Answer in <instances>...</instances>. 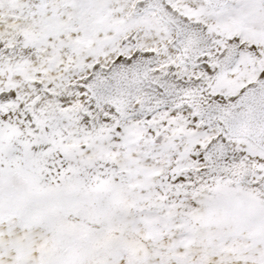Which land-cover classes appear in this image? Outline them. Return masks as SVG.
I'll list each match as a JSON object with an SVG mask.
<instances>
[{"label": "snow or ice", "instance_id": "snow-or-ice-1", "mask_svg": "<svg viewBox=\"0 0 264 264\" xmlns=\"http://www.w3.org/2000/svg\"><path fill=\"white\" fill-rule=\"evenodd\" d=\"M0 264H264V0H0Z\"/></svg>", "mask_w": 264, "mask_h": 264}]
</instances>
